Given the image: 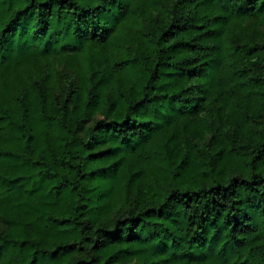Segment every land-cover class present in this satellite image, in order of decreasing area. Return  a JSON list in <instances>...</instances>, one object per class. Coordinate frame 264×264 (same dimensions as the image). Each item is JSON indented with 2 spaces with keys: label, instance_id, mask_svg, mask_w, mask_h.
I'll use <instances>...</instances> for the list:
<instances>
[{
  "label": "trees",
  "instance_id": "1",
  "mask_svg": "<svg viewBox=\"0 0 264 264\" xmlns=\"http://www.w3.org/2000/svg\"><path fill=\"white\" fill-rule=\"evenodd\" d=\"M0 264H264V0H0Z\"/></svg>",
  "mask_w": 264,
  "mask_h": 264
}]
</instances>
